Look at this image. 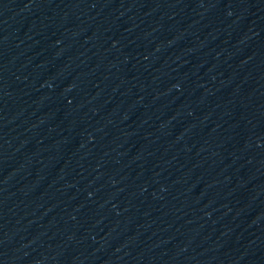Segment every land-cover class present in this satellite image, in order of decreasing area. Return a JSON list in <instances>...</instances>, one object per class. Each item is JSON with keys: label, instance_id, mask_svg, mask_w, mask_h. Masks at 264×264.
Instances as JSON below:
<instances>
[{"label": "water", "instance_id": "95a60500", "mask_svg": "<svg viewBox=\"0 0 264 264\" xmlns=\"http://www.w3.org/2000/svg\"><path fill=\"white\" fill-rule=\"evenodd\" d=\"M0 264H264V0H0Z\"/></svg>", "mask_w": 264, "mask_h": 264}]
</instances>
